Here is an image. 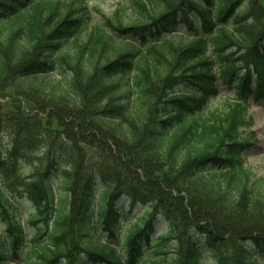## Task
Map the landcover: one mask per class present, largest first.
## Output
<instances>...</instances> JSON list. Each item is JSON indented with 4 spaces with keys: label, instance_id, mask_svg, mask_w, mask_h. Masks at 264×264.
<instances>
[{
    "label": "trees",
    "instance_id": "trees-1",
    "mask_svg": "<svg viewBox=\"0 0 264 264\" xmlns=\"http://www.w3.org/2000/svg\"><path fill=\"white\" fill-rule=\"evenodd\" d=\"M129 1L141 23L94 25L88 0H0V176L34 209L20 221L0 184V264H205L206 248L260 264L264 176L242 154L264 101L262 0ZM222 84L235 98L214 106ZM123 193L147 206L124 232Z\"/></svg>",
    "mask_w": 264,
    "mask_h": 264
},
{
    "label": "rangeland",
    "instance_id": "rangeland-1",
    "mask_svg": "<svg viewBox=\"0 0 264 264\" xmlns=\"http://www.w3.org/2000/svg\"><path fill=\"white\" fill-rule=\"evenodd\" d=\"M147 3L150 10H155L159 12L162 8L156 7V5H151L148 0H143ZM89 6L93 7L92 13V24H102L107 19L111 21H118L121 23L135 25L137 23H141L143 18H141L136 12L135 7L130 5L129 0H88ZM260 5H264V0L261 1ZM177 32L179 35H183V38L186 39L188 37V33L185 31L184 27L179 26L177 28ZM208 55L212 58L214 62L217 61L216 55L210 50ZM217 67V64L214 65V68ZM236 86V82L232 83V87ZM253 89V87H252ZM180 90H194L193 87H187L183 85ZM235 90L229 88L228 84H222L220 89V97L214 100L213 105L218 106L221 105L227 99L235 98ZM251 99V98H250ZM250 108L249 112L253 118V126L251 128L255 133L256 141H254V145L243 152L242 156L246 159L247 163L251 166L253 171H255L258 175L264 176V101H253L250 100ZM5 104V100L3 101L0 98V104ZM13 116L11 112L5 111V108L0 107V149L2 151L6 150L9 143L11 142V138L9 135V129L6 127L4 121L7 116ZM0 184L4 187L6 194L11 198V200L17 206V216L20 218V221L27 220L28 216L33 213L34 209L31 205V202L27 199L25 195H21L22 188L19 185H11L6 183V181L0 176ZM112 189V186L106 185L102 182H99L96 189V198L97 205L100 208L103 206L105 195L107 191ZM108 195V194H107ZM106 195V196H107ZM118 207L123 212V223L121 225V231L124 232L128 229L133 223L138 221L143 212L147 209V206L137 205L133 208L130 206V199L127 194L123 193L120 195L118 199ZM106 205V204H105ZM27 234L31 235V232L34 230L30 225H24ZM3 225L0 224V231H2ZM167 230V223L164 220L162 215L158 217L157 223V232L154 236V239L157 236H161ZM109 242L116 244L120 247L121 239H107ZM205 264H214L210 251L205 249ZM123 251V250H122ZM256 252V251H254ZM259 263L264 264V254L262 255L260 252H256Z\"/></svg>",
    "mask_w": 264,
    "mask_h": 264
}]
</instances>
